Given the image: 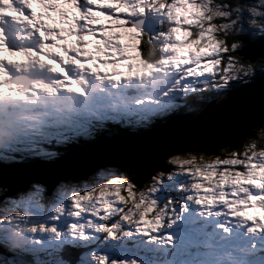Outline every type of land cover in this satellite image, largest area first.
Wrapping results in <instances>:
<instances>
[{"label": "snow or ice", "instance_id": "obj_1", "mask_svg": "<svg viewBox=\"0 0 264 264\" xmlns=\"http://www.w3.org/2000/svg\"><path fill=\"white\" fill-rule=\"evenodd\" d=\"M86 36L99 37L95 52L119 54L111 74L100 75ZM256 55L264 0H0V160L55 159L106 121L150 127L181 94L226 95L264 78V59L248 62ZM141 167L98 165L86 183L58 181L48 208L34 182L4 209L12 227L0 244L56 258L0 264H264V224L245 214L264 211V144L208 162L161 145L143 183Z\"/></svg>", "mask_w": 264, "mask_h": 264}, {"label": "water", "instance_id": "obj_2", "mask_svg": "<svg viewBox=\"0 0 264 264\" xmlns=\"http://www.w3.org/2000/svg\"><path fill=\"white\" fill-rule=\"evenodd\" d=\"M259 57L254 56L250 62ZM262 125L264 78L258 76L249 85L204 103L196 112L176 116L144 132L100 138L83 148L68 150L50 163L38 161L33 165L13 164L2 168L0 188L5 190L3 195L15 196L38 182L50 195L58 181H87L90 170L98 165L124 166L133 161L142 162L136 178L143 183L142 177L157 166L161 145L184 152L211 153L237 144Z\"/></svg>", "mask_w": 264, "mask_h": 264}, {"label": "rangeland", "instance_id": "obj_3", "mask_svg": "<svg viewBox=\"0 0 264 264\" xmlns=\"http://www.w3.org/2000/svg\"><path fill=\"white\" fill-rule=\"evenodd\" d=\"M235 2H236V0H235ZM32 10L33 11H40V9L38 8V6L37 5H35V4H33L32 5ZM101 23H105L103 20L101 21ZM115 31H118V30H115ZM181 38H183L182 37V34H180V33H178L177 34V39H181ZM98 39V37H95V38H90V37H85V40L86 41H88V43H87V48L88 47H90V46H92V45H94L95 43H96V40ZM119 43H121V44H131V43H134V41L131 39V38H129L128 36H121V38H120V40H119ZM141 46V45H140ZM139 46V47H140ZM101 47H102V45H101ZM144 47V46H143ZM193 50H195V49H193ZM187 52H188V49H182L181 50V54H183V55H187ZM127 55H133L134 53L133 52H131L130 50L126 53ZM94 57H96V59H95V61H94V63H95V66H96V68H97V70L99 71V73L101 74L102 73V70L104 69L101 65H100V63L102 64V62H99L98 60H100V59H104V56L99 52V53H97V52H95L94 51V55H93ZM118 56H119V54H117V59H118ZM17 58H19V57H17ZM20 59V58H19ZM132 63H136V61H132ZM88 67H91L92 66V64H88L87 65ZM117 67H118V69L120 70V71H123L124 70V68H123V62H120L118 65H117ZM107 73L108 74H111L112 72H110V71H107ZM258 75H260V74H258ZM234 85H238V84H234ZM241 85H243V84H241ZM212 93V92H211ZM222 94H219V95H217L216 94V96H221ZM184 97V95L183 94H181L180 96H178V98H177V100H179V99H181V98H183ZM261 128L263 127L264 128V125H262V126H260ZM264 132V131H263ZM256 135V134H255ZM256 136H258V134L256 135ZM248 143V142H247ZM246 144V143H245ZM226 155V154H225ZM213 157H206V158H204V161L205 162H208V161H210L211 159H212ZM197 162H199V157H198V159H197ZM166 178H167V176H165V181H166ZM87 181H83V182H79V183H68V185L69 186H78V185H80V184H83V183H86ZM177 190V189H176ZM29 191H34V189H32V188H30V190ZM29 191H27V192H25V193H22V194H20L18 197H15V198H10V199H8L6 202V204H5V206L3 207V208H1L0 207V221H4V223H3V225H0V229L3 231V228L4 227H8V228H11L12 226L11 225H9L8 223H7V221L5 220V215L7 214L5 211H4V209L5 208H7V207H10L11 206V204H10V201H13V200H18V199H20L21 198V196L22 195H25V194H27ZM170 193H171V189H169L168 190ZM44 195V187L42 186V191L39 193V196L37 197V199H38V201H39V203L41 204V205H43L45 208H48L52 203H54L55 202V199H56V191L54 190V192L52 193V195L50 196V197H45V195ZM11 214H14V215H24L25 213H24V209L23 208H20L19 210H17L16 212H14V213H11ZM245 214L248 216V217H250V218H256V219H258L259 221H260V223H262V224H264V211H261L258 207H253V208H250V209H247L246 211H245ZM147 218H151V216H149V217H147ZM29 225H25V224H21V228H26V227H28ZM14 230V229H13ZM2 234H3V232H1ZM31 235H33V236H36V238L37 239H39V236L37 235V234H31ZM12 249H15L16 251H20V252H23L20 248H12ZM98 251H100L101 252V254H103V250L102 249H97ZM78 252L79 253H84L85 252V250L83 249V248H81V249H79L78 250ZM25 253V252H24ZM31 257H32V259H38V260H40V261H46V262H50V261H52V260H54L56 257H55V254H52V255H49L48 254V252H38V253H35V254H32V253H28ZM0 259H1V257H0Z\"/></svg>", "mask_w": 264, "mask_h": 264}, {"label": "trees", "instance_id": "obj_4", "mask_svg": "<svg viewBox=\"0 0 264 264\" xmlns=\"http://www.w3.org/2000/svg\"><path fill=\"white\" fill-rule=\"evenodd\" d=\"M232 2L233 3H235V0H232ZM140 48L142 49L143 48V45H141L140 46ZM262 59H264V58H262V57H259V58H257L255 61H253V63H256V62H258V61H261ZM258 74V73H257ZM256 74V75H257ZM238 85H241V84H238ZM244 85V84H243ZM242 85V86H243ZM233 88H236V86H234ZM199 98L198 97H192L191 99H188V104H190V106H192V104H194L195 106L196 105H198L199 103H198V100ZM180 112H184L183 110H179ZM169 118V116L168 117H166V118H164V119H162V120H166V119H168ZM157 123V122H156ZM111 128H113V127H111ZM105 129V127L103 128V129H101L100 130V132H102L103 130ZM122 129H124V128H122ZM116 130V129H115ZM264 128L262 127V128H257V129H254V130H252V131H250L249 133H248V135L247 136H245L244 138H242L235 146H233V147H227V148H223V149H225V152L224 153H220V149H222V148H219V149H216V150H214L213 152H211V153H208V154H204V158H206V157H214L215 155H217V154H220V155H227V154H230V153H232V152H234V151H238V150H240V149H242L243 148V146L245 145V143H247V142H249V141H251V140H255L256 142H257V144H264ZM115 134V133H114ZM258 134V136H256V135ZM175 170V169H174ZM165 175H167V172H165ZM173 191L174 190H171V193H173ZM3 191L2 190H0V194L2 193ZM44 196V195H43Z\"/></svg>", "mask_w": 264, "mask_h": 264}, {"label": "bare ground", "instance_id": "obj_5", "mask_svg": "<svg viewBox=\"0 0 264 264\" xmlns=\"http://www.w3.org/2000/svg\"><path fill=\"white\" fill-rule=\"evenodd\" d=\"M86 37H87V38H88V37L92 38V36H86ZM97 37H98V36H97ZM93 38H95V37H93ZM98 38H99V37H98ZM101 48H103V46H102ZM88 51L91 52L92 55H94V51H95V49H94L93 45L90 46V47H88ZM100 53L104 56V59H100V60H98L99 62H102V64L100 63V65L104 68V69L102 70V73H101L100 75H104L105 73H107V71L112 72V69H111V63H112L113 59H117V56H116V57H113L111 51H107V52H105V51L102 50ZM105 62H107V63H105ZM118 70H119V69H118ZM119 71H120V70H119ZM181 113H183V112H181ZM122 128H123V127H122ZM123 131L125 132L124 135H127L125 128L123 129ZM128 134H129V133H128Z\"/></svg>", "mask_w": 264, "mask_h": 264}, {"label": "clouds", "instance_id": "obj_6", "mask_svg": "<svg viewBox=\"0 0 264 264\" xmlns=\"http://www.w3.org/2000/svg\"><path fill=\"white\" fill-rule=\"evenodd\" d=\"M258 74H259V73H258ZM258 74H257V75H258ZM257 75H256V77L260 76V75H258V76H257ZM259 128H261V127H259ZM252 130H254V129H252ZM252 130H251V131H252ZM235 145H236V144H235ZM235 145H233V146H235ZM233 146H227V147H233ZM227 147H221V148H227Z\"/></svg>", "mask_w": 264, "mask_h": 264}, {"label": "flooded vegetation", "instance_id": "obj_7", "mask_svg": "<svg viewBox=\"0 0 264 264\" xmlns=\"http://www.w3.org/2000/svg\"><path fill=\"white\" fill-rule=\"evenodd\" d=\"M247 61V60H246ZM248 62H250V61H248ZM253 63V62H252ZM258 76V75H257Z\"/></svg>", "mask_w": 264, "mask_h": 264}]
</instances>
